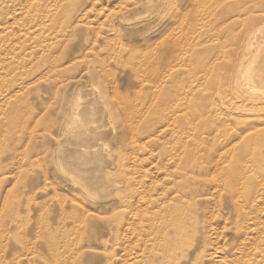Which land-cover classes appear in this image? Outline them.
<instances>
[{"label": "rangeland", "instance_id": "obj_1", "mask_svg": "<svg viewBox=\"0 0 264 264\" xmlns=\"http://www.w3.org/2000/svg\"><path fill=\"white\" fill-rule=\"evenodd\" d=\"M250 31L264 0H0V264H264Z\"/></svg>", "mask_w": 264, "mask_h": 264}, {"label": "bare ground", "instance_id": "obj_2", "mask_svg": "<svg viewBox=\"0 0 264 264\" xmlns=\"http://www.w3.org/2000/svg\"><path fill=\"white\" fill-rule=\"evenodd\" d=\"M160 2V1H159ZM253 6V5H252ZM127 10V9H126ZM125 10V11H126ZM126 13V12H125ZM236 15V14H235ZM233 15V16H235ZM135 18V17H134ZM133 19V18H132ZM139 20V19H138ZM126 21V20H124ZM135 21V20H134ZM133 21V22H134ZM136 22V21H135ZM127 23V22H126ZM132 23V22H131ZM261 25V24H260ZM250 26V25H249ZM259 26V25H258ZM258 29V28H257ZM249 30H247L246 32H248ZM256 32V31H255ZM254 31H250L249 33H247V37H244L245 41H244V44L243 46L248 49H252V53L250 54L248 60L244 63H242L241 65H239V68H240V72L239 74H236L233 76V80L232 82L234 83V90H236V92L238 93V98L241 102H250L252 103L253 105H255L254 107L255 108H258L257 110H261V105L264 106V102H261L262 99L258 100L256 98V94L259 93V94H262L264 95V57H262V53L260 54L261 52V43H259L258 45L254 46V43H253V38L255 37V33ZM26 37V35H25ZM174 42V41H173ZM175 44V43H174ZM177 44V43H176ZM175 44V45H176ZM243 47V48H244ZM241 51V50H240ZM240 53V52H238ZM239 55V54H238ZM241 56V55H240ZM247 56H245L246 58ZM238 61V60H237ZM239 61H241L239 59ZM237 64V63H236ZM239 64V63H238ZM1 68V67H0ZM236 68V67H235ZM2 69V68H1ZM233 72V71H232ZM238 73V72H237ZM232 74V73H231ZM98 76L101 78L102 75L98 74ZM230 78H231V75H230ZM104 82V81H103ZM105 84V83H104ZM232 84V83H231ZM230 84V85H231ZM110 86V85H109ZM106 87V85H105ZM229 88V87H228ZM230 89V88H229ZM142 90V88H141ZM140 90V91H141ZM110 92V90L108 91ZM113 93V92H112ZM113 95V94H112ZM77 96V94H76ZM220 96V95H219ZM258 96V95H257ZM79 97V96H78ZM233 97V96H231ZM112 98V97H111ZM118 98V97H116ZM215 98V96H214ZM264 98V96H263ZM213 99V98H212ZM80 100V99H79ZM77 100V101H79ZM216 100V99H215ZM258 100V101H257ZM70 101V100H69ZM110 101V100H109ZM115 102V101H114ZM214 102V100H213ZM80 103V102H79ZM78 103V104H79ZM110 103V102H108ZM215 103V102H214ZM111 104V103H110ZM122 104V103H121ZM216 104V103H215ZM69 105V104H68ZM77 105V104H76ZM114 105H117V104H114ZM123 105V104H122ZM79 106V105H78ZM77 106V107H78ZM118 106V105H117ZM260 106V107H259ZM114 107V106H113ZM106 108V107H105ZM124 108V107H123ZM126 108V107H125ZM124 108V109H125ZM214 108V107H213ZM119 109H120V106L116 107V114L118 115V126L120 128V130H122L124 132V135H127L125 133V131L128 130L131 131V135L132 134H135L136 133V129L138 127V125L134 124L132 121H128V119H126L123 115H121V113L119 112ZM76 110L77 108L75 106H70L69 107V112H68V118H69V122H62L61 123V129L68 133V134H72L73 137H79L83 131L86 129V123L81 121L79 118H78V115L76 114ZM122 110V109H121ZM81 112V111H80ZM127 114H128V111H126ZM67 114V113H66ZM110 114V113H109ZM130 115V114H128ZM127 115V117H128ZM133 116V114L131 115ZM67 117V116H66ZM80 117V116H79ZM129 119H131L129 117ZM133 119V118H132ZM135 119V117H134ZM139 119V118H138ZM63 121V120H62ZM135 122V121H134ZM139 123V122H138ZM256 127V126H255ZM150 129V126L148 128H144V131L146 130H149ZM60 132V130H59ZM65 133V135H66ZM85 134V133H84ZM120 135V134H119ZM139 145V144H138ZM136 147V145H135ZM139 147V146H138ZM227 154V152H226ZM215 155H217V153L215 152L214 150V155L212 156V159L213 160H209V166L208 168L204 165V167L206 168V172H211L214 170V171H218L216 170V168L219 166V163L222 159V154H219V157H215ZM227 156H229L227 154ZM225 159V158H224ZM225 161V160H224ZM197 163V161H195ZM216 162V163H214ZM214 163V165H213ZM195 164V163H194ZM220 168V167H219ZM231 172V178L230 180L233 181V171H230ZM199 178V177H198ZM77 180V179H76ZM193 180V179H192ZM217 181L216 182H219L220 184L219 185H229L230 183L226 180H220L219 178L216 179ZM75 181V180H74ZM199 181V180H198ZM73 183V182H72ZM196 183V182H195ZM216 184V183H215ZM81 185V184H80ZM113 185H117V184H113ZM119 185V184H118ZM217 185V184H216ZM218 185V186H219ZM113 186V187H115ZM221 187V186H219ZM232 187V186H231ZM110 188V187H109ZM199 188V185L196 183V189ZM221 189V188H220ZM233 190V188H232ZM86 192V190H85ZM94 192V191H93ZM220 192V191H219ZM91 193V192H90ZM94 194V193H93ZM220 194V193H219ZM232 194H233V191H232ZM95 196V195H94ZM91 197V196H90ZM146 196H143L142 198H145ZM89 199V198H88ZM87 199V200H88ZM91 201V200H90Z\"/></svg>", "mask_w": 264, "mask_h": 264}]
</instances>
